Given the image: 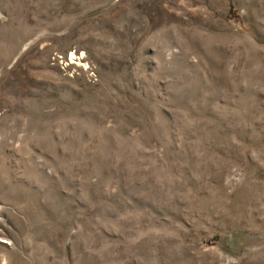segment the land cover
Segmentation results:
<instances>
[{
	"label": "rangeland",
	"instance_id": "obj_1",
	"mask_svg": "<svg viewBox=\"0 0 264 264\" xmlns=\"http://www.w3.org/2000/svg\"><path fill=\"white\" fill-rule=\"evenodd\" d=\"M0 264H264V0H0Z\"/></svg>",
	"mask_w": 264,
	"mask_h": 264
}]
</instances>
